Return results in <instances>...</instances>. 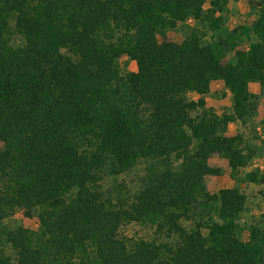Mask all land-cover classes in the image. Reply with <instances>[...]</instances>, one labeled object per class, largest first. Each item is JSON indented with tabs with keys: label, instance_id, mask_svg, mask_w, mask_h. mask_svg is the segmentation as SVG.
Instances as JSON below:
<instances>
[{
	"label": "trees",
	"instance_id": "1",
	"mask_svg": "<svg viewBox=\"0 0 264 264\" xmlns=\"http://www.w3.org/2000/svg\"><path fill=\"white\" fill-rule=\"evenodd\" d=\"M245 1L229 31V0H0V264H264L241 187L264 167L238 177L255 152L232 129L264 96V0ZM215 157L237 185L212 193Z\"/></svg>",
	"mask_w": 264,
	"mask_h": 264
},
{
	"label": "rangeland",
	"instance_id": "2",
	"mask_svg": "<svg viewBox=\"0 0 264 264\" xmlns=\"http://www.w3.org/2000/svg\"><path fill=\"white\" fill-rule=\"evenodd\" d=\"M209 7V4L206 5ZM249 7L245 0H229L228 12L225 13L226 27H229V31L234 28L245 24L248 21ZM192 24V23H191ZM227 29V28H226ZM228 33V32H227ZM168 38L170 40L180 42L183 39V33L181 29H176L169 32ZM126 58L122 59V68H125ZM129 69H135L134 66H129ZM224 87L221 83H214L212 92L207 96V107L213 108L216 111L222 113L231 106L230 94L228 91L223 90ZM226 93V97L222 96V93ZM255 92L261 95V90L255 88ZM197 98V97H195ZM232 129L242 134L248 143H250L253 151L255 152V158L252 162V166L242 170L238 177L241 178L246 172L257 167H264V96L260 100V106L257 117L247 125L240 123L233 125ZM211 164L221 170L222 175L219 177L210 176L207 178V184L209 190L214 193L220 189L236 186V182L231 178V172L228 168L227 161L220 157H215L211 160ZM242 191L246 194L248 201V210L244 214L243 221L252 223L257 220L264 210V185L243 184ZM12 225H24L26 227H37L35 220H26L23 216L17 215L11 221ZM153 229L149 226H143L138 224H131L123 227L122 234L133 239H147L152 237Z\"/></svg>",
	"mask_w": 264,
	"mask_h": 264
}]
</instances>
